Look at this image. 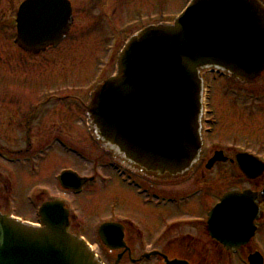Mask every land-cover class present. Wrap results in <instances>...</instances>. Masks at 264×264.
<instances>
[{"label": "water", "instance_id": "95a60500", "mask_svg": "<svg viewBox=\"0 0 264 264\" xmlns=\"http://www.w3.org/2000/svg\"><path fill=\"white\" fill-rule=\"evenodd\" d=\"M71 23L67 0H26L17 13L16 44L33 52L56 46ZM207 70L248 81L264 71V10L257 0H192L172 24L131 36L118 55L115 75L90 95L86 115L94 139L134 173L162 180L185 177L200 154L201 73ZM219 160L216 154L210 165ZM237 162L246 177L255 176L251 158L239 156ZM59 181L73 191L82 184L69 172ZM254 213L247 193H228L210 214L214 237L223 244L246 240ZM39 215L42 227L0 214V264H101L67 233L62 203L43 204ZM113 233L117 243L120 228L99 229L109 249Z\"/></svg>", "mask_w": 264, "mask_h": 264}, {"label": "flooded vegetation", "instance_id": "af4514ba", "mask_svg": "<svg viewBox=\"0 0 264 264\" xmlns=\"http://www.w3.org/2000/svg\"><path fill=\"white\" fill-rule=\"evenodd\" d=\"M22 1L8 2L7 8L1 9L3 13L0 17V35H3V32L11 35L8 40L20 55L15 59L14 55L6 52L5 58L0 61L2 67L0 135L7 137L1 134L5 127L12 133L16 131L8 140H19L18 142L23 145H12L17 147L15 150L0 144V204L2 201L10 203L17 200L21 188L24 187L27 189V193L23 195L24 201L32 209V215L35 217L36 205L40 206L45 201L58 198L51 193L48 195L46 188L44 191L36 192L35 187L30 186L36 175L42 174L44 178L45 172L51 170L56 158L54 154L58 155L62 162L78 164L92 156L85 152V148H78L64 137L65 132L72 130L68 125L69 116L72 119L74 117L80 119L85 140L95 146L98 145L85 126L86 103L94 89V80L87 84L86 92L75 98L50 95L51 92L45 89L43 84L42 89H39L41 90L39 96L32 100L29 93L21 99L19 83L25 84L31 76H28L30 73L26 74L25 70L20 69L25 65L31 68L46 63L44 66H47V61L48 63L51 61L46 57L47 52L56 50L62 43L61 41L56 47H48L37 54L24 52L14 44L15 37H12L15 35L14 22L18 6ZM258 1L264 8V0ZM19 60L21 64H18ZM44 73L46 74L45 71ZM44 78L46 82L47 79L52 80L51 74L43 76ZM43 79H41L42 83ZM236 83L260 93L264 90V73L253 82ZM211 86L210 84L206 115L203 120L202 151L197 165L187 177L165 182L151 180L123 169L122 176L118 177L115 171H112L115 175L112 179L126 185L130 191L134 190L135 195L134 193L133 195L137 197L135 202L143 206L146 214H150V218L143 221V224L129 214L125 218L115 216L104 220L102 223L109 222L120 226L122 237L116 243L118 235L113 233L111 236L114 237V242L109 249L100 243L97 231L95 236L93 235L98 256L103 264H252V258H254L253 264H264V155L261 150L246 146L243 148L233 141L223 144L212 140L215 128L219 125L217 118L219 113L213 106ZM60 109H63V116H57L59 118L55 120L54 116L59 114ZM62 117L63 121H61ZM78 136L84 135L78 134ZM5 144L9 145L6 141ZM55 144L58 146L57 149H54ZM261 148L263 149V146ZM240 153L253 156V163L256 166H253L255 176L251 179L244 175L238 165L236 156ZM216 154L220 155L221 160L214 161L210 165ZM91 158H88V161L93 163V170L89 178L93 179L84 184L78 195H81L88 185L104 183L100 158L98 159L97 156L93 157L95 159ZM65 170L73 171L80 176L79 171L65 166L60 172ZM5 172L7 173L4 174ZM45 178H48L47 175ZM55 184L59 185L57 182ZM46 185L53 184L48 182ZM233 192L247 193L256 213L252 218V230L248 232L246 240L232 239L223 244L214 237V231L209 224L210 213L222 197ZM64 193L66 196L69 194L71 197L75 196L71 192L64 191ZM137 204L135 206H138ZM73 221L74 218H70L69 229L78 230L74 224L71 227ZM244 232L245 230L242 231ZM118 243H120L119 247H117Z\"/></svg>", "mask_w": 264, "mask_h": 264}, {"label": "rangeland", "instance_id": "374dc122", "mask_svg": "<svg viewBox=\"0 0 264 264\" xmlns=\"http://www.w3.org/2000/svg\"><path fill=\"white\" fill-rule=\"evenodd\" d=\"M10 1L0 0V17L3 13L1 9L7 8ZM187 1L70 0L74 21L67 40L62 42L56 50L47 52V59H51L49 63L47 61V66H44L46 63L43 66L38 64V67L31 68L29 65H25L24 68L20 69L21 71L25 70L26 74L30 73L28 76H31V79L25 84L19 83L21 99H24L25 94L29 93L32 100L39 96L41 91L39 89H42L43 84L45 89L51 92L50 95L57 94L71 98L72 96L73 98L78 95L81 96L83 92H86L85 87L96 71L94 64L99 62V59L102 64L99 70L101 72L106 69L111 71L114 64L112 59L123 46L127 36L148 23L156 24L173 20L184 9ZM9 36L11 35L4 32L3 35H0V61L5 58L6 52L14 55L15 59L20 56L9 42ZM113 40H116V47ZM104 46L106 47L105 50H103ZM18 64H21L20 60ZM1 68L0 66V70ZM48 74H51L52 80L47 79L46 82L43 76ZM40 77H42L43 83ZM210 78L209 75H206L204 77L205 82ZM212 91L213 106L219 113L217 116L219 125L215 128L212 140L223 144L233 141L243 148L246 146L250 149L253 147L261 150L264 155V90L255 93L249 88L241 87L231 80L222 78L214 83ZM63 113V109H60L59 114L55 115L54 119L58 120L59 117L57 116H63ZM61 121H63V117ZM68 125L72 130L65 132L64 137L69 140V143L75 144L78 148H85V152L92 155V158H88L95 159L94 156L100 158L103 165L101 176L104 183L88 186L80 196L71 197L70 194L66 196L59 185L55 184L54 177L64 166L79 171L80 176L87 175L86 177H89L92 175L93 163L88 161V158L79 164L77 162H62V159L54 154L56 158L52 163L51 170L48 169V172H45L44 178H42V174L36 175L37 177L31 182L30 186L35 187L34 191L38 192L37 190L46 187L48 195L51 193L54 197H68L72 200L70 206L72 205L75 211L76 219L71 227L74 224L75 227L81 229L79 234L92 237L93 240L90 241L93 244L96 243L93 235L98 225L109 217L125 218L129 214L130 217L140 220L142 224L143 221L149 220L150 214H146L143 206L135 202L137 197L134 196V190L130 191L126 185L112 179L115 175L109 168L111 159L98 146L85 140L86 136L83 132V126L80 125V119H76V117L72 119L69 116ZM15 132L12 133L5 127L1 134L7 137L0 135V144L9 149L15 148V150L17 145L23 146L22 143L18 142L19 140H8L9 136ZM81 133L85 137L78 136V134L82 135ZM5 141L11 146H16L10 147L5 144ZM56 147L58 146L55 144L54 149H57ZM46 175L47 179L45 178ZM48 182L53 185H46ZM24 193H27V189L22 187L17 200L10 203L2 201L0 210L10 216L15 215L36 222L37 218L32 215V209L24 201ZM136 204L138 206H135Z\"/></svg>", "mask_w": 264, "mask_h": 264}]
</instances>
